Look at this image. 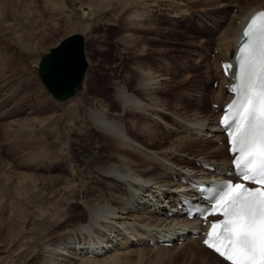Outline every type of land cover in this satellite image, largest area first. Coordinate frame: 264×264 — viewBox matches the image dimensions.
<instances>
[{"label":"rangeland","instance_id":"obj_1","mask_svg":"<svg viewBox=\"0 0 264 264\" xmlns=\"http://www.w3.org/2000/svg\"><path fill=\"white\" fill-rule=\"evenodd\" d=\"M90 1L0 0V264H36L41 250L62 231L79 225L89 213L103 215L98 214V205L112 203L107 177L85 162L87 154L108 150L103 133L84 120L80 109L91 103V94H83L81 87L59 99L38 73L39 58L50 46L72 32L83 34L85 83L92 82L91 92L102 96L107 108L126 124L131 115L119 112L113 87L123 84L132 89L136 61L170 77L158 89L169 107L179 103L207 113L217 103L211 102L218 84L216 43L222 32L238 24L230 17L264 6V0H236L235 6L230 0H138L129 6L113 0L108 7L87 9ZM131 9L145 11L144 19H151L155 32L131 27L126 19ZM140 115L133 117L139 120ZM155 128L161 138L156 142L175 136L162 125ZM132 130L146 140L138 129ZM199 140L188 142L192 152L204 151ZM224 148L219 150L222 155ZM81 236L86 235L78 237L83 241ZM191 242H176L160 251L144 244L141 253H121L114 263L101 257L69 263L217 264L198 241Z\"/></svg>","mask_w":264,"mask_h":264},{"label":"bare ground","instance_id":"obj_2","mask_svg":"<svg viewBox=\"0 0 264 264\" xmlns=\"http://www.w3.org/2000/svg\"><path fill=\"white\" fill-rule=\"evenodd\" d=\"M112 1L91 0L85 7H108L112 5ZM136 1L138 0H118V3L129 6L131 2ZM235 1L230 0L228 3L234 5ZM261 7L263 5L250 8L241 16L238 24L222 32L216 43L220 57L233 56L230 52L233 51L234 54L243 24L253 11ZM146 16L148 15L145 11L131 9L125 17L131 27L155 32V25L151 19L145 20ZM217 63L219 70L215 72L218 84L211 95V102L222 106L232 95L223 87L229 79L222 74L219 60ZM132 65L136 73L132 89L123 84H115L113 87L114 99L120 107L119 112L131 115L127 117V124L131 123V128L107 108L108 104L102 96L91 92L89 86L92 82L86 84L85 76L82 83V93L91 94L90 99L88 98L91 103L87 101V106H80L84 120L103 133L108 147L106 151L96 150L87 154L86 166L93 167L99 175L107 177L109 182H114L112 184L116 183L120 187L117 190L118 187L115 189L109 182L105 185V191L112 203L98 205V214L109 215L105 217L104 214L98 216L97 212L89 213L88 218L79 225L66 228L52 243L45 245L36 264H67L73 259L91 261L99 257L102 261L112 260L114 263L121 253L133 250L140 252L145 248L144 244H152L157 251L166 250L168 247L159 243L168 239L172 240L173 244L178 241L180 245L187 241H198L202 245L200 239L189 236L193 227L197 229V222L187 220L183 210L187 199L200 202L201 195L197 187L183 181L188 182L191 177L197 176L209 184L213 175H219L226 169L229 161L227 145L224 148L226 155L219 153L221 146L224 147L219 146V141L225 140L217 125L220 112L214 107L207 113L198 107L188 110L179 103L173 104V108L169 107L164 97L158 93V89L167 85L170 77L157 73L148 66L144 67L137 61ZM82 100L86 99L81 97ZM134 113L141 114L143 118H140V115L137 120L136 116L133 117ZM71 116L72 114L69 120ZM167 117L169 121L166 120ZM157 125H162L175 136L168 137L169 141L166 143L156 142L159 140L158 133L154 132ZM132 128L142 132V135L147 137L146 140L138 139ZM194 139H200L201 144L205 145L204 151H191L188 142ZM219 155L222 157L218 158ZM104 210L105 212H100ZM101 216L102 218H99ZM99 219H103L105 224H102V221L100 223ZM81 234L86 235L81 236L83 241L78 238ZM202 246L217 264H230ZM71 250L75 253H71ZM89 253H93L92 258L86 256Z\"/></svg>","mask_w":264,"mask_h":264},{"label":"snow or ice","instance_id":"obj_3","mask_svg":"<svg viewBox=\"0 0 264 264\" xmlns=\"http://www.w3.org/2000/svg\"><path fill=\"white\" fill-rule=\"evenodd\" d=\"M239 83L234 86L237 98L227 107L234 117L229 135L231 151L238 152L234 165L245 181L223 182L212 213L223 219L211 224L204 244L231 264H264V11L247 25ZM231 117L222 122L229 125Z\"/></svg>","mask_w":264,"mask_h":264},{"label":"water","instance_id":"obj_4","mask_svg":"<svg viewBox=\"0 0 264 264\" xmlns=\"http://www.w3.org/2000/svg\"><path fill=\"white\" fill-rule=\"evenodd\" d=\"M87 68L84 36L72 32L49 47L38 61V73L49 92L66 99L82 87Z\"/></svg>","mask_w":264,"mask_h":264}]
</instances>
